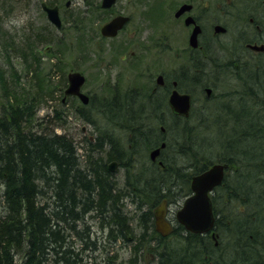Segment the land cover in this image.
<instances>
[{
	"label": "trees",
	"instance_id": "16d2710c",
	"mask_svg": "<svg viewBox=\"0 0 264 264\" xmlns=\"http://www.w3.org/2000/svg\"><path fill=\"white\" fill-rule=\"evenodd\" d=\"M0 3V11L7 10V2L0 0ZM47 4L54 6L52 2ZM86 5L95 10L93 3L86 2ZM261 57H264L263 53H260ZM250 65L251 77L258 83L264 103V65L259 68L253 63ZM208 68L203 66V74H209ZM196 73L191 75L196 76ZM184 75L190 76V73ZM178 81L181 89L187 88V80ZM182 82L186 83L182 85ZM118 94L114 90L112 99H107L98 108L101 117L113 127H117L115 124L120 120H123L120 122L124 123L123 127L134 126L139 118L132 110L139 102L130 94ZM146 102V109L151 112L146 111L145 119L150 123L156 118L157 113L152 111L156 103L153 98ZM249 102L251 104L246 102V108L258 103L252 99ZM203 109L207 111L200 112L193 106L188 119L168 113L172 119L171 128L155 136L151 143L157 147L166 140L162 157L166 168L151 166L152 177L142 179L145 185L141 184L138 189L136 184L119 186L113 179L108 162L117 160L122 164L121 153L125 149L119 140L109 135L108 129L105 130L107 138L99 137L93 148L82 146L79 150L65 134L31 130V120L35 116L33 106L16 104L7 97L0 113V264H100L95 253L100 252L106 232L111 238L115 235L129 243L139 237L133 231V219L144 232L152 225L151 206L164 199L172 203V191L176 189L183 198L190 194L189 180L212 166L205 154L201 153L199 158L194 152L198 149L203 153L209 151L213 142L223 161L234 166L228 170L233 173L231 179L225 177L222 187L214 190L211 197L215 231H220V225L227 228L224 236L229 240L227 248H223L221 242L216 246L210 234L190 233L178 225L172 234L183 238L180 247H163L157 254L158 264H264V126L256 122V118L263 121V117L242 116L236 111L222 112L216 108ZM218 117L222 121L210 131L216 138L195 147L193 140ZM194 118L196 125H189ZM152 128L155 131L154 127L143 125L132 128L127 135L130 136L128 141H145L151 136L147 132ZM171 130L179 138L174 141L179 153L167 159L173 144L168 137ZM178 159L182 165H178ZM252 168H256L261 179L252 178L253 175L240 178L236 181L238 188L233 189L234 180ZM145 173L141 172L146 176ZM220 190L225 193L226 201L218 208L217 192ZM135 198L149 202L150 206L137 217L130 218L125 208L128 203L136 205ZM141 205L143 202L135 206L136 210H143ZM164 238L160 236L159 239L165 241Z\"/></svg>",
	"mask_w": 264,
	"mask_h": 264
},
{
	"label": "rangeland",
	"instance_id": "374dc122",
	"mask_svg": "<svg viewBox=\"0 0 264 264\" xmlns=\"http://www.w3.org/2000/svg\"><path fill=\"white\" fill-rule=\"evenodd\" d=\"M5 1L7 2V10L0 11V113L2 106L7 102V97H10L11 101L14 100L19 105L30 103L35 114L31 120V130L65 134L73 140L79 150L82 146L93 148L92 145L99 137L104 136L107 138L105 130L108 129L110 133L119 137L122 147L127 151L122 149V164H119L116 160L118 164L113 172V179L116 180L119 186H125L127 183L128 186L136 184V188H141V182L149 177V174L144 176L141 172L147 174L151 166L154 165L149 158L153 148L151 143H153L155 136L164 134L161 131V126L166 132V129L171 128L172 125V119L167 112L155 114L156 118L151 120L150 123L145 119L148 116L145 110L147 108L145 102L150 97V75H156L159 71L164 70L171 78L175 76L177 79L183 80L184 77L181 75L180 69L183 67L181 66L183 62L181 61L182 52L178 48L170 49L167 56L159 58L160 64L166 62L165 66L153 68L152 73H149L150 75L147 73L146 77H142L140 73L144 72L143 68L140 67L138 70L133 68L132 72L125 73L120 66V64L125 66V62L123 63L119 59L120 52H122L120 44L126 42L130 37L128 33L103 42L100 41L98 44H93V41L95 39V41H99L98 36L100 35L101 26L121 10H125L126 13H133L136 18L134 25L141 27L143 31L147 30V34L150 28L148 17H146L148 0H118L117 5L110 13L101 12L98 9V11H93L91 7L86 5V1L100 4L101 0H11L10 3L8 0ZM42 2H52L53 5L60 8L63 21L62 29H56L47 19L46 13L41 9ZM68 2L71 3L66 6ZM258 2L261 4V0H251V6L247 8V10L250 8V11L245 14V20L239 19V21H236L234 32L237 27L246 23V29H248V32L250 31L248 34L250 36L257 35L255 30L249 28L251 26L249 19H255L264 25V6H261ZM229 21L232 20L229 19ZM176 30L180 31L179 28ZM181 33L179 32L175 38L180 40ZM232 35V31H230L229 37H222V40L215 43L216 45L225 44L222 46L226 53L225 57H228L227 51L229 49L226 43ZM235 35L234 33V39ZM92 39L94 40L92 41ZM257 39L253 40L252 44L256 42L257 45H264V31L258 35ZM137 40H142V36H139ZM137 40L133 43L136 44ZM91 42L94 46H91ZM125 53L128 54L127 62L129 60L133 61L136 55H140L139 49L133 46H128ZM262 59L264 60V58ZM73 71L81 72L85 76L86 82L83 86V92L88 94L91 99L93 98L91 104L87 105L85 109V106L76 97L64 99V91L68 86L67 76ZM184 81L186 80L184 79ZM184 83L186 82H182V85ZM186 84L188 86L189 81ZM209 84H211V81ZM216 84L218 89L214 94L219 98L222 90L225 89L227 84L229 86V83L222 81L220 83L216 82ZM136 88L148 91L141 92ZM187 88L181 91H189ZM114 90L119 93V96L130 94L133 99L136 98V101L139 102L132 110V113L139 118L135 124L133 123L134 126L123 127L124 123H120L123 120H120L115 124L117 127H113L106 123L105 119L103 120V116L101 117L102 113L99 112L98 108L107 99H112ZM225 91H228V89H225ZM193 96L194 102H196L195 105L200 112L207 111L203 109L204 107L213 108L212 110H214L218 102V98L214 101L205 99V96L198 90L195 91ZM219 99L221 100V98ZM142 104L145 106L142 107ZM140 119H144V121L142 122ZM196 123L197 121L194 118L190 120L189 125H196ZM139 125L154 127L155 131L152 128L153 130L147 132L151 136H147L146 142L141 140V142H132V140L129 142L128 138L130 136H127L130 133L129 130ZM177 127L178 125L175 126V128ZM174 131L178 134L176 129ZM173 134V130L168 132V137L173 144L168 150L167 159L176 157L179 153L177 144H174V141L179 138L177 139ZM210 135L212 139L213 137L216 138L214 133ZM134 139H136L135 136ZM131 142L132 145H130ZM212 145L209 146L210 150L207 151V156L215 152V148L217 151L219 150L218 146L213 148ZM111 162H108V164ZM179 162H181L180 159L177 163L182 165ZM187 170L188 168L183 171ZM129 172L131 173L129 174ZM133 174L136 176H133ZM128 175L131 176H129V182L126 180ZM188 185L190 187L191 179ZM176 190L172 191L173 202L168 203L166 207V218L174 226L180 225L176 221V214L181 209L185 199L192 193L190 191V194L183 198L181 197L182 194L178 195L180 193ZM225 197L226 195L222 190L217 192L218 208L224 206ZM135 199L136 205L143 202V205H141L143 210H136L135 204H126L125 213L130 218L137 217L150 206L149 202H145L141 198ZM174 200H176L175 203ZM158 204L151 206L152 212L159 206ZM131 223L133 231L139 237L127 243L120 237H115V235L112 238L109 237L108 232H106L105 242L101 243L100 252L95 253L98 254L97 263L158 264L157 254L161 252L163 247L167 246L171 249L180 247L183 239L180 235L170 234L164 238L165 241H160V235L155 228L154 217L152 218V225L144 232L141 231L136 219H133ZM220 242L223 246H227L229 240L225 237Z\"/></svg>",
	"mask_w": 264,
	"mask_h": 264
},
{
	"label": "flooded vegetation",
	"instance_id": "af4514ba",
	"mask_svg": "<svg viewBox=\"0 0 264 264\" xmlns=\"http://www.w3.org/2000/svg\"><path fill=\"white\" fill-rule=\"evenodd\" d=\"M101 2L100 4H93V8L97 10L96 7L98 5L99 8H97L99 11L110 13L111 10H113V8L117 5L118 0H116V3L110 9H102ZM250 2L251 0H148L146 17H148V25L150 28L147 34V30L143 31L141 27H136L134 25L136 18L133 13H126L125 10H121L116 12V14H114L101 26L99 30L100 35L98 36L99 41H95L96 39H92V41L94 40L93 44H98L100 41L103 42L108 39H113L102 35V27L114 17H128L129 21L123 26L116 36L118 37L127 33L130 36L126 42L120 44V50L122 52H120L119 59L121 62H125V66H123V64H120V66L125 73L132 72L133 68L138 70L141 67V69L143 68L144 71V74L140 73V76L142 77H146L147 73L150 75L149 73H152L153 68L162 67L163 65L165 66L166 62L160 64L159 58L167 56V53L170 51V49L178 48L182 52L181 61L183 62L181 66L183 67L180 68L181 75L185 80L189 81V85L187 86L189 91H181L182 89L179 87L178 79L175 76L171 78L166 72H164V70L159 71L156 75H150L151 85L149 87V99L153 98L156 103V106L154 108L152 107V111L157 114L165 112L171 114L173 110L169 105V98L174 90H177L179 93L190 94L192 98V107L194 106L193 95L197 90L203 96H205V99L214 101V99L218 98L215 96L214 92L215 88L217 87V73L219 70L214 69L212 67L213 65L225 67L228 66L233 69H239L241 66H247L248 64H251L252 54L257 55L263 53L251 50L248 46L250 43H233L234 29L236 26L235 23L236 21H239V19L245 20V14L250 11V8L247 10L248 6H251ZM70 3L71 2H68L66 6H69ZM258 3L260 4V2ZM260 5L264 6V0H261ZM181 8H184V11L178 15ZM229 19L232 21H229ZM253 20L254 19L250 18L249 23L252 24ZM239 25L240 23L238 26ZM217 27L223 28L224 31L218 32L216 30ZM177 28H179L180 31H177ZM196 28L199 31L196 37L197 45L194 46L191 43V36ZM237 29L241 32V34L245 33L246 23L241 24L239 27H237ZM230 31H232L233 35L228 39V43H226V45L228 44L229 49L227 51L228 57H225L226 53L222 48V46L225 44L216 45L215 43L222 40V37H229L228 35ZM179 32H182V37L180 40L175 38ZM256 32L259 33L258 31ZM139 36H142V40L140 41L137 40ZM135 40H137L136 44L133 43ZM93 44L91 46H94ZM253 44L257 43L254 42ZM128 46L138 48L140 55H136V58L133 61L129 60L127 62L126 60L128 59V54L125 53V51L128 49ZM203 66H209L207 71V73H209L208 75L203 74ZM122 70H120L121 73H123ZM194 71L197 72L196 76L191 75ZM186 72H189L190 76L184 75ZM227 80L228 81H223L227 83L230 82L229 79ZM210 81L211 84H209ZM235 81L236 84H239V81ZM207 88L211 89L210 96H208L206 93ZM136 90L141 92L148 91L141 88H136ZM88 98L89 105L91 104L93 98L91 99L89 95ZM232 99L233 97L231 94L224 99L222 98L221 100L218 98L217 105L214 108L218 109L217 111L222 110V112L233 111L232 108L229 107L233 104ZM246 102H248V99H246L243 103L244 108H246ZM145 110L147 112L150 111L149 109ZM238 111L241 112V109ZM163 130L164 128L161 126V131ZM160 146L161 144L157 147H153L151 152ZM165 149L166 146L161 149L160 154L155 161L151 159L150 153L149 158L151 163L154 165L157 164V166L162 165L161 162ZM224 181L225 177H223L222 183L214 190L222 187Z\"/></svg>",
	"mask_w": 264,
	"mask_h": 264
},
{
	"label": "water",
	"instance_id": "95a60500",
	"mask_svg": "<svg viewBox=\"0 0 264 264\" xmlns=\"http://www.w3.org/2000/svg\"><path fill=\"white\" fill-rule=\"evenodd\" d=\"M116 0H102L101 8L110 9ZM42 10L46 13L48 20L57 29L62 28V20L60 17L59 7H50L46 3L41 4ZM184 8H181L178 15L183 13ZM129 21L126 16L114 17L111 21L106 23L101 33L105 37L114 38L123 26ZM218 32L224 31L223 28L217 27ZM196 28L191 36V43L196 46V37L198 34ZM249 48L253 51L263 52L264 45L250 44ZM68 87L64 94L67 96H77L80 101L86 105L88 104V96L82 92V87L85 84V76L78 71L71 72L67 76ZM206 93L208 96L211 94V89L207 88ZM192 98L190 94L179 93L174 90L169 98V105L173 112L179 116L189 117ZM165 147V143L160 148L151 152L150 156L153 161L159 156L162 148ZM116 163L109 164V170L114 172ZM225 166L216 164L211 166L208 170L192 177L191 191L192 194L184 201L181 209L176 214V221L182 225L186 231L194 234H209L214 237L215 216L213 211V205L211 201L212 191L222 183L224 177ZM166 207L167 202L163 201L154 210L155 227L156 231L163 237L170 235L173 232L172 224L166 219Z\"/></svg>",
	"mask_w": 264,
	"mask_h": 264
},
{
	"label": "bare ground",
	"instance_id": "6f19581e",
	"mask_svg": "<svg viewBox=\"0 0 264 264\" xmlns=\"http://www.w3.org/2000/svg\"><path fill=\"white\" fill-rule=\"evenodd\" d=\"M253 23L251 24V26L249 28L255 30V31H258L259 33H257V35H254L253 36H250L248 33H250V31L248 32V29H246L245 33L241 34V32L236 29V31L234 32L236 35H235V39L233 40V43L234 44H238V43H243V44H252V41L253 40H258L257 37L259 34H262L263 31H264V25L262 22H258L257 20H253L252 21ZM248 28V27H247ZM251 38H250V37ZM233 44V45H234ZM249 44V45H250ZM248 45V46H249ZM235 46V45H234ZM264 54V52H263ZM259 55L260 54H257V55H251V63L253 62L254 66L259 68L261 67V65H264V60L262 58L264 57H261L259 58ZM254 58V60H252ZM214 69H218L219 72L217 73V83H220L221 81L223 80H226L228 81L227 79L230 80L229 83V86L228 84L226 85L225 89H228V91H225L222 90L221 92V97L219 98H226L228 95H232L233 97V104L232 106H229L232 108L233 111H236L237 113H242L243 115L242 116H248V117H259V116H262L263 118V121L259 120L258 118H256V122L258 123V125L260 126H264V103L262 102V92L259 90V87H258V83L251 77V74H250V71H249V68H251V65L248 64L247 66H243L240 70H234L228 66H217V65H213L212 66ZM255 78V77H254ZM255 79H258L259 78H255ZM235 80L239 81V84H236ZM231 81L233 83H231ZM235 84V85H234ZM218 88L216 87L215 88V91L217 90ZM248 99V103L251 104V99L258 102L256 103L255 105H252L250 106L249 108H244L243 107V103L244 101ZM196 102H194V106L196 107ZM198 108V107H196ZM241 109V112H239L238 110ZM218 116V115H217ZM240 116V117H242ZM220 117V116H219ZM218 119H215V120H211L212 121V124L211 125H207L204 127V130H202V132L198 135V137H196L193 141L195 142V147H198L200 146L202 143L204 142H209L211 139V130L215 129V125H217V122L219 123L220 121H222L221 118ZM216 122V123H215ZM215 123V124H214ZM163 128V127H162ZM163 133H165V130L162 131ZM111 134L112 137H114L115 139L119 140V137L118 136H115L114 134L110 133L109 132V135ZM107 136V134H106ZM104 138V136L102 137V139ZM197 142V144H196ZM161 144L165 143L166 146H167V142L166 140L160 142ZM213 148L216 147L214 145H212ZM215 152H212L210 155H206L207 152L203 153L201 150L199 152V149H198V152L195 150L194 153H197L198 156H200L199 158H201V153L202 154H205V156H207L211 161H212V164L211 165H216V164H221L223 166H225V169H224V177H226L228 180L231 179L233 173L232 172H228L229 169H232L234 166L230 165L229 163H227L226 161H223L224 158L222 157V155L220 154L219 150L217 151V149L215 148L214 149ZM212 155V156H211ZM211 156V157H210ZM203 157V156H202ZM116 165L118 164L117 161H115ZM162 165L160 166H156L160 169H165L166 168V163H163V161L161 162ZM108 169H109V165H108ZM149 174V177H152V174L151 172L149 171L147 174L145 173V175H148ZM200 174V173H199ZM198 175V174H196ZM194 175V176H196ZM253 175L254 177L252 178H255V179H261V177L259 176L256 168H252V169H248V170H245L243 171L233 182V189H237L238 187L236 186V181H239L240 178H245V177H248V178H251L250 176ZM193 176V177H194ZM257 177V178H256ZM225 178V179H226ZM140 182V181H139ZM145 182L142 181L141 184L142 185H145L144 184ZM140 184V185H141ZM145 187V186H144ZM165 201L162 200L161 202ZM160 202V203H161ZM159 203V204H160ZM158 204V205H159ZM225 230L227 231V228L224 227V226H221L220 225V231H214V237H211V240L213 242H215V245L216 246H219V242L222 238H224L225 236ZM224 234V235H223ZM223 235V237H222ZM223 248H227V246H223Z\"/></svg>",
	"mask_w": 264,
	"mask_h": 264
}]
</instances>
